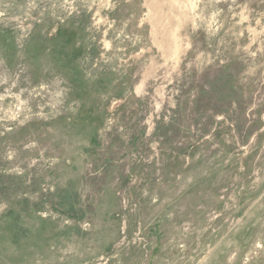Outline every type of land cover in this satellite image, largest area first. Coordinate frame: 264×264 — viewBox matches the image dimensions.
<instances>
[{"label":"rangeland","instance_id":"rangeland-1","mask_svg":"<svg viewBox=\"0 0 264 264\" xmlns=\"http://www.w3.org/2000/svg\"><path fill=\"white\" fill-rule=\"evenodd\" d=\"M0 264H264V0H0Z\"/></svg>","mask_w":264,"mask_h":264}]
</instances>
